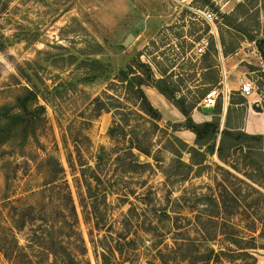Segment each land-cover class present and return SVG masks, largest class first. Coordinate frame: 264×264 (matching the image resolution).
Masks as SVG:
<instances>
[{"label":"rangeland","instance_id":"374dc122","mask_svg":"<svg viewBox=\"0 0 264 264\" xmlns=\"http://www.w3.org/2000/svg\"><path fill=\"white\" fill-rule=\"evenodd\" d=\"M1 4L0 107H13L27 87L46 121L25 143L0 148V264H63L64 255L102 264L103 251L111 264H158L155 254L175 238L213 249L217 260L205 264H264V135L241 136L221 161L220 127L213 154L202 148L203 163L193 165L201 157L193 162L175 139L198 149L195 135L173 104L191 117L220 88L221 50L233 69L228 81L256 87L248 100L229 94L225 128L255 112L247 101L261 99L264 110V0ZM203 38L209 46L197 57ZM136 75L159 118L128 89ZM221 104L218 97L209 122L219 121Z\"/></svg>","mask_w":264,"mask_h":264},{"label":"trees","instance_id":"16d2710c","mask_svg":"<svg viewBox=\"0 0 264 264\" xmlns=\"http://www.w3.org/2000/svg\"><path fill=\"white\" fill-rule=\"evenodd\" d=\"M3 8L4 5L1 4L0 12L3 10ZM127 74V71L122 69L120 71L121 78H119V81L126 83ZM21 76H23L22 73ZM150 77H152L151 73ZM130 80L131 82L129 86L127 85L128 89L133 91L135 97L141 101L142 112L149 117L159 118V112L150 104L142 91V86L144 83L141 77L136 75ZM211 83H214L213 80H211ZM154 88L168 101L173 100V97L169 95L166 90L157 86H154ZM173 104L185 118V129L195 135L194 143L198 149L187 147L185 143L180 142L178 139L175 140L179 142L182 151H187V153L190 154L192 161L196 155L201 157L197 163H193V165H199L203 163L205 156L200 153L202 148H205L204 154H213V150L208 147V144L218 135L219 121L214 119L212 122L196 124L190 117V111L188 112V110L180 107L176 102ZM214 112L216 111L213 110V113ZM45 121L46 110L45 107L40 104L38 95L33 90L23 87L21 93L16 97L15 105L13 107H0V148L13 140L19 141L20 143H25L29 138L35 136L36 132L44 126ZM220 135L221 137L216 153L221 161L224 160L226 151L235 150L241 145V136L251 139L254 138L252 135L245 133L241 134L237 131L230 130H223ZM137 150L139 152H143L141 149ZM61 171L62 170L59 169V173H61ZM223 206L224 203H219L220 209H222ZM157 215L163 220L169 219V215L163 211H160ZM261 226L264 231V223H261ZM180 241L181 242L175 238L172 240V246L165 245L162 249H159L155 254L154 261H157L158 264H205L207 262L209 263L211 260H217L218 256L214 254L213 249L208 250V253L205 254L206 252L201 249V245H194L196 244L195 241L187 238H180ZM197 244H201V242ZM190 247L194 249V253L187 255L186 250ZM105 254L106 253L103 251L101 255L102 264H111L112 259L110 256ZM111 256H115L113 252L111 253ZM63 264H76V262L71 255H64ZM150 264L154 263L151 262Z\"/></svg>","mask_w":264,"mask_h":264},{"label":"crops","instance_id":"0c3cea01","mask_svg":"<svg viewBox=\"0 0 264 264\" xmlns=\"http://www.w3.org/2000/svg\"><path fill=\"white\" fill-rule=\"evenodd\" d=\"M219 55L221 56V60H222V66L220 67L221 80L219 82V86L222 93V95L220 96L222 98V104L220 106V111H219V128L221 127L220 131L222 132L223 130H230V131H241L249 135H264V110L258 113V112H253L247 108L245 114L246 116L240 125H238L234 129H231L229 127L225 128V124L227 122L226 121L227 113L232 106L231 98L229 94L231 92H239L240 85L242 84L243 81H237V82L228 81L231 74L233 73V69H230L231 66H228L229 60L227 59V57H225L222 54L221 50ZM247 98L246 100H248ZM247 103L252 109V106L256 105L255 103H257V100L252 102L247 101ZM200 105L197 108L196 107L193 108L191 112L192 120L195 123L209 122L211 120V116L213 114L214 109L211 108V112L208 113L204 111V109L206 108H203ZM234 106H237V104Z\"/></svg>","mask_w":264,"mask_h":264},{"label":"built area","instance_id":"2783aa9c","mask_svg":"<svg viewBox=\"0 0 264 264\" xmlns=\"http://www.w3.org/2000/svg\"><path fill=\"white\" fill-rule=\"evenodd\" d=\"M203 17L205 20L211 21L213 14H211L210 12L203 13ZM208 46H209L208 39L207 38L201 39L200 42L197 43L194 47V55L197 57L202 56L205 53V51L208 49ZM239 93L242 97L249 98L253 94H256V87L249 80L243 81L242 84L240 85ZM221 95H222L221 89L218 87H213L207 91V93L204 95L203 99L201 100L200 104L203 108H212L215 106L217 98L220 97Z\"/></svg>","mask_w":264,"mask_h":264},{"label":"water","instance_id":"95a60500","mask_svg":"<svg viewBox=\"0 0 264 264\" xmlns=\"http://www.w3.org/2000/svg\"><path fill=\"white\" fill-rule=\"evenodd\" d=\"M133 39H134V37L132 35H129L126 38V40L124 41L123 46L127 47L131 43V41ZM252 110H254L255 112H258V113L262 112V109L260 107H258L257 105H253L252 106ZM204 111L210 113L211 112V108H206V109H204Z\"/></svg>","mask_w":264,"mask_h":264}]
</instances>
